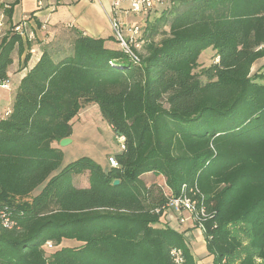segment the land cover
Here are the masks:
<instances>
[{
	"label": "trees",
	"instance_id": "obj_1",
	"mask_svg": "<svg viewBox=\"0 0 264 264\" xmlns=\"http://www.w3.org/2000/svg\"><path fill=\"white\" fill-rule=\"evenodd\" d=\"M151 18L132 48L138 62L113 35L74 28L69 50L44 44L20 80L0 118V210L16 223L0 226V264H175L174 248L196 264L182 233L154 212L182 185L204 197L212 264H264L251 255L231 263L240 242L227 228L247 222L264 262V75H251L264 58V0H176ZM207 48L215 60L200 83L193 70ZM15 51L19 35L0 41V82ZM88 104L124 138L118 167L80 158L57 172L52 143L70 138ZM79 176L86 186L74 184ZM62 241L79 245L45 257Z\"/></svg>",
	"mask_w": 264,
	"mask_h": 264
},
{
	"label": "crops",
	"instance_id": "obj_2",
	"mask_svg": "<svg viewBox=\"0 0 264 264\" xmlns=\"http://www.w3.org/2000/svg\"><path fill=\"white\" fill-rule=\"evenodd\" d=\"M3 7H7L5 15L8 35L14 34L10 27L25 21L33 37L31 39L21 38L23 53L21 56L16 51L13 54L12 64L7 69V88H0V118L3 117L5 109L10 110L8 102L10 91H16L22 77L39 59L42 53L41 47L44 44L50 42H53L54 45L68 44L73 37L71 29L74 28H77L83 35L92 37L108 38L112 36L108 17V13L111 11L110 0H0V9ZM17 15L19 18L16 20ZM119 20L125 28L144 25V19L137 15H119ZM27 42L28 44H26ZM27 53L30 54V58L24 63ZM58 146L59 142L52 143V147L57 149ZM102 169L104 170V168ZM74 184L86 186L84 176L76 177ZM180 228L181 230L187 229L182 226L173 229L181 233ZM190 233L195 240L203 238L197 231ZM201 248L205 249L204 241ZM190 251L194 260L197 261L195 253L191 249ZM204 252L206 253V249Z\"/></svg>",
	"mask_w": 264,
	"mask_h": 264
},
{
	"label": "rangeland",
	"instance_id": "obj_3",
	"mask_svg": "<svg viewBox=\"0 0 264 264\" xmlns=\"http://www.w3.org/2000/svg\"><path fill=\"white\" fill-rule=\"evenodd\" d=\"M176 2V0H166L164 6L159 8L156 15H152V20L154 17H158L160 13L169 7L171 4ZM17 15L16 20L19 18ZM141 20V18H139ZM160 36L157 37L159 39ZM63 49L69 50V44H64ZM215 60V51L212 48H207L200 54L197 67L193 70L195 77L198 79L200 83H205L206 79L202 75V70L209 67L211 63ZM264 75V58L258 60L253 69L251 70V75L260 74ZM8 85V82H4ZM258 83H264L263 81H258ZM1 92V91H0ZM15 91H10V96L8 99L9 107H11V102L13 100V96ZM85 109V110H84ZM6 110V109H5ZM4 110V112H5ZM84 110V111H83ZM83 111V112H82ZM3 112V113H4ZM81 114V115H80ZM79 116V117H78ZM72 134H71V143L65 146H58L57 149L61 154L60 166L57 170H61L67 164L74 162L80 158H88L101 168H104L105 171L110 169V166L107 162V158L109 156H115L119 153V140L112 133L111 129L107 125V123L100 116L98 107L93 104L85 105L83 109H81L76 117L71 119L70 121ZM85 183H86V176ZM163 180H159V185H163ZM38 189L35 190L38 191ZM165 214V213H163ZM160 215L159 223L171 229H178L180 225H178L175 221V217L177 215L172 214V218H174V223L171 224L166 221L169 220V217L166 215ZM165 223V224H164ZM182 227H186L184 230L180 228V232L182 233V237L184 241L189 246V249L195 253L196 256V264H212L213 257L209 256L207 252L205 253V249L202 250L203 238L201 240H195L193 235L190 233L191 231H197L201 234L197 229H194L190 226V222L188 221L186 224L181 225ZM228 230L236 236V238L240 242V247L235 251L234 255H231V263H238L242 258L247 255H251L254 257L256 263H264L259 260L255 254L257 253V244L258 241L254 238L250 237V226L247 222H240L235 225L227 226ZM173 229V230H174ZM175 231V230H174ZM202 235V234H201ZM203 236V235H202ZM190 243V244H189ZM79 245L76 242L62 241L60 245H49L44 248L45 257H49L55 250L59 249L62 246H77ZM199 246L200 249H199ZM194 257V256H193Z\"/></svg>",
	"mask_w": 264,
	"mask_h": 264
},
{
	"label": "built area",
	"instance_id": "obj_4",
	"mask_svg": "<svg viewBox=\"0 0 264 264\" xmlns=\"http://www.w3.org/2000/svg\"><path fill=\"white\" fill-rule=\"evenodd\" d=\"M166 0H110L111 11L108 13L110 29L115 40L118 42L119 47L124 54L128 55L132 60L138 62L136 55L133 53L132 48H138L136 39L140 36L143 26L133 25L128 28L122 26L119 15H137L146 20L155 14L159 8L164 6ZM7 7L0 9V41L8 36L6 28V15L5 10ZM12 33L19 35L23 39H31L33 37L31 31L28 30L25 21L10 27ZM0 88H7L4 82H0ZM9 110L4 112L3 117L9 114ZM119 140L120 150L124 149V138L117 137ZM107 162L110 168H117L118 163L115 156H109ZM192 194V198L186 195V186L182 185L180 188V195L172 197L169 202L156 209L154 212L157 215H168L170 226L174 223L172 214L177 215L175 221L178 225L186 224L190 222V226L197 229L202 235L205 233L203 221L206 219V209L203 206V196H197V193L193 190H189ZM165 224V223H164ZM16 223L14 219H11L4 210H0V226L6 229H13ZM50 244L48 243V246ZM170 255L175 264H183V254L181 249H172Z\"/></svg>",
	"mask_w": 264,
	"mask_h": 264
},
{
	"label": "water",
	"instance_id": "obj_5",
	"mask_svg": "<svg viewBox=\"0 0 264 264\" xmlns=\"http://www.w3.org/2000/svg\"><path fill=\"white\" fill-rule=\"evenodd\" d=\"M70 142H71L70 138L62 139L59 141V146H65V145L69 144ZM117 184H119V181L116 180L113 182V185H117Z\"/></svg>",
	"mask_w": 264,
	"mask_h": 264
}]
</instances>
